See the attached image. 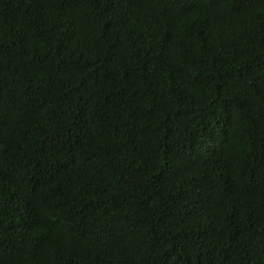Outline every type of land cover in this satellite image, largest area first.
<instances>
[{"label":"trees","instance_id":"trees-1","mask_svg":"<svg viewBox=\"0 0 264 264\" xmlns=\"http://www.w3.org/2000/svg\"><path fill=\"white\" fill-rule=\"evenodd\" d=\"M0 264H264V0H0Z\"/></svg>","mask_w":264,"mask_h":264}]
</instances>
